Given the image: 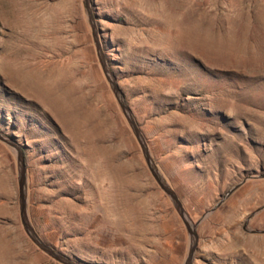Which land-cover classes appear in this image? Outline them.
Here are the masks:
<instances>
[{"label": "rangeland", "instance_id": "1", "mask_svg": "<svg viewBox=\"0 0 264 264\" xmlns=\"http://www.w3.org/2000/svg\"><path fill=\"white\" fill-rule=\"evenodd\" d=\"M175 3L91 0L107 62L193 221L244 181L199 225L193 264H264V233L248 232H264V208L247 222L264 205V0ZM0 131L25 150L29 217L57 250L182 263L184 226L101 72L82 0H0ZM17 199L0 142V264H58L25 235Z\"/></svg>", "mask_w": 264, "mask_h": 264}, {"label": "water", "instance_id": "2", "mask_svg": "<svg viewBox=\"0 0 264 264\" xmlns=\"http://www.w3.org/2000/svg\"><path fill=\"white\" fill-rule=\"evenodd\" d=\"M82 7L85 14L86 22L90 28V34L92 38V43L95 48V53L97 57L98 64L100 66L101 72L109 86V89L116 101L118 109L122 116L124 117L132 135L134 136L139 148L141 155L143 157L144 163L153 178L154 182L158 186V188L164 193V195L169 200L170 204L172 205L174 211L176 212L177 216L181 220L186 236L188 239L187 249L185 257L181 264H193L195 260V255L198 248V227L199 225L235 191L237 190L244 181H241L237 185L230 188L221 198L220 200L214 205L212 208L206 210L201 217L193 221L187 210L184 208L181 200L179 199L178 195L168 183L162 172L157 166L155 159L153 158L150 149L147 144V140L142 133L126 99L125 96L120 89L116 76L112 72L107 59L105 57V53L102 46L101 41V31L98 28L96 16L92 11L91 0H82ZM0 142L6 145L13 153L15 163H16V175H17V189H18V212H19V219L22 229L30 240V242L43 254L47 257L52 259L58 264H88L85 263L77 258H71L66 256L59 250H57L54 246L46 242L36 231L35 227L33 226L28 212V175H27V165L25 163V150L23 146L16 141V139L6 133L0 131ZM264 205L254 211L248 220L254 216L257 212L262 210ZM246 230V229H245ZM250 233H264L260 231H248Z\"/></svg>", "mask_w": 264, "mask_h": 264}, {"label": "bare ground", "instance_id": "3", "mask_svg": "<svg viewBox=\"0 0 264 264\" xmlns=\"http://www.w3.org/2000/svg\"><path fill=\"white\" fill-rule=\"evenodd\" d=\"M176 0H170V4L172 5V6H174V5H176ZM166 13V12H165ZM167 18H168V20H172V22L175 20V17L174 16H172V14H170L169 15V17L167 16ZM187 35L189 36V35H191V33H187ZM21 78V77H20ZM23 79V78H22ZM23 81V80H22ZM59 88V87H58ZM61 88V87H60ZM251 187H253V186H251ZM249 188V187H248ZM251 189V188H250ZM249 199V198H248ZM250 201H252V200H250ZM247 204V203H246ZM264 215V214H263ZM261 217V216H260ZM255 222V221H254ZM253 222V223H254ZM243 234V233H242ZM252 236V235H251ZM237 238H239V237H237ZM252 238V237H251ZM241 241V240H240ZM255 241V240H254ZM232 242V241H231ZM252 242V241H251ZM241 243V242H240ZM239 243V244H240ZM255 243V242H254ZM242 244V243H241ZM250 244V243H249ZM243 245V244H242ZM250 247V246H249ZM244 249V248H243ZM255 249V248H254ZM250 250V249H249ZM250 252H251V250H250ZM255 252H256V254H257V256L264 262V242H263V240L260 242V244L258 245V247L255 249ZM254 252V253H255ZM252 255V254H251ZM256 256V257H257ZM261 256L263 257V258H261ZM249 257V256H248ZM251 257V256H250ZM249 257V258H250ZM256 259V258H255ZM256 260H258V259H256ZM261 261V262H262ZM260 262V261H259ZM259 264H261V263H259Z\"/></svg>", "mask_w": 264, "mask_h": 264}, {"label": "trees", "instance_id": "4", "mask_svg": "<svg viewBox=\"0 0 264 264\" xmlns=\"http://www.w3.org/2000/svg\"><path fill=\"white\" fill-rule=\"evenodd\" d=\"M25 163H26V165H27V157H26V153H25Z\"/></svg>", "mask_w": 264, "mask_h": 264}]
</instances>
